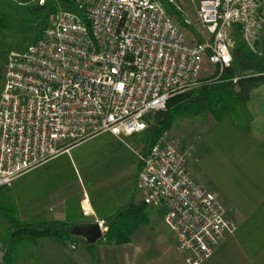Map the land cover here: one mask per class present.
I'll return each mask as SVG.
<instances>
[{
	"label": "built area",
	"instance_id": "built-area-1",
	"mask_svg": "<svg viewBox=\"0 0 264 264\" xmlns=\"http://www.w3.org/2000/svg\"><path fill=\"white\" fill-rule=\"evenodd\" d=\"M72 1L76 9L58 10L0 60V186L95 134L146 129L174 93L197 83L204 61L222 72L237 33L253 47L264 27V0H189L207 35L200 41L187 37L160 0ZM139 158L143 201L162 208L185 262L200 264L235 223L191 175L188 152L166 129ZM95 222L107 229L105 219Z\"/></svg>",
	"mask_w": 264,
	"mask_h": 264
},
{
	"label": "crops",
	"instance_id": "crops-1",
	"mask_svg": "<svg viewBox=\"0 0 264 264\" xmlns=\"http://www.w3.org/2000/svg\"><path fill=\"white\" fill-rule=\"evenodd\" d=\"M246 106L251 118L245 129L226 114L217 120L188 116L192 128L184 122L185 131L172 126L177 147L188 152L191 175L219 197L227 218L235 223L200 264H264V81L250 88ZM76 145L30 171L49 168ZM133 162L123 174L90 173V185L74 169L67 176L61 165L53 164L51 172L41 173L42 205H33L26 221L63 220L73 225L103 218L108 225L124 215L129 205L141 204L148 221L138 222L128 241L107 243L104 232L93 242L77 235L61 242L44 234L32 241L17 236L8 223L7 237L1 235L0 226V264H187L175 246L173 232L164 228L168 226L162 208L147 205L137 190L140 162L138 169L136 157ZM82 205L91 212L86 214ZM6 207L0 204V217L8 222L3 216Z\"/></svg>",
	"mask_w": 264,
	"mask_h": 264
},
{
	"label": "rangeland",
	"instance_id": "rangeland-1",
	"mask_svg": "<svg viewBox=\"0 0 264 264\" xmlns=\"http://www.w3.org/2000/svg\"><path fill=\"white\" fill-rule=\"evenodd\" d=\"M160 1L168 12L173 15L175 22L191 41H200L207 36L189 0H177L182 6L181 9H175L174 5L168 0ZM42 3L53 6L54 11L47 14V9L40 6ZM63 8L74 10L77 8V5L72 0H44L42 2L39 0H0V60L3 61L9 51L26 46L29 41L39 34L50 17ZM185 17L188 21L185 20ZM263 34L264 27L259 30L257 42L253 47L245 44L251 50H254V52L264 54V46L262 44ZM229 66H231L233 76H237V78L241 75L254 72V69L243 67L242 64H239L234 59ZM223 72L224 70L220 72L214 66L204 61L197 83L187 90L195 93L205 82L208 85L218 83L219 78L224 74ZM2 85L3 71L0 69V92ZM226 115L231 117L229 113ZM191 118L213 119L208 111L196 114ZM184 122H189L192 128V120L184 115L175 116L169 127L166 128L170 138L174 142L176 140L174 139L172 126H175L179 131H185ZM149 131L148 129H144L136 132L134 135L123 137L109 132L99 133L81 141L68 153L60 155L52 162H54L53 164H58V166L61 165L64 168V174L67 176L73 174L74 169V173H79L82 177L84 176L86 183L90 185V173H104L107 176L123 174L133 167L134 157H136L138 169L139 154L148 148L147 137L150 133ZM52 165H49V168L46 166L43 169L37 168L25 171L17 176L9 186H1L0 204L11 207L15 206L17 211L16 218L28 221L29 215L27 213L29 209L34 207L33 205L35 204L37 207L42 205L43 183L41 173L51 172ZM0 222L1 235L7 237L10 234L8 222L1 217ZM164 228L171 232L168 227ZM21 238L24 237L21 236Z\"/></svg>",
	"mask_w": 264,
	"mask_h": 264
},
{
	"label": "trees",
	"instance_id": "trees-1",
	"mask_svg": "<svg viewBox=\"0 0 264 264\" xmlns=\"http://www.w3.org/2000/svg\"><path fill=\"white\" fill-rule=\"evenodd\" d=\"M40 6L47 9V14L54 11L51 5L42 3ZM262 44L264 46V34L262 35ZM233 59L242 64L243 67L254 69V72L241 75L233 82L231 79L233 76L231 66H227L218 83L208 85L205 82L195 93L190 90L174 93L167 102V115L164 120L161 123L153 122L146 128L150 130L147 137L148 147L155 143L161 132L169 127L171 121L177 115L192 116L208 111L213 119L217 120L224 114L229 113L239 128L245 129L249 126L251 115L248 112L246 101L249 97L250 88L264 81V54L251 50L242 40L240 34L237 33ZM124 212V215H119L107 225V229L102 236L107 243L128 241L133 227L138 222L148 221L147 212L143 210L141 204L129 205ZM3 216L17 236L29 237L32 241L43 234L61 242L72 240L75 237L71 232L72 224L67 221H22L16 218L15 207L11 206L6 207ZM127 221L130 222L129 225L125 223Z\"/></svg>",
	"mask_w": 264,
	"mask_h": 264
},
{
	"label": "water",
	"instance_id": "water-1",
	"mask_svg": "<svg viewBox=\"0 0 264 264\" xmlns=\"http://www.w3.org/2000/svg\"><path fill=\"white\" fill-rule=\"evenodd\" d=\"M167 115V109H161L154 113L153 121L161 123ZM74 235L82 236L87 241L93 242L102 236V231L96 222L76 223L71 226Z\"/></svg>",
	"mask_w": 264,
	"mask_h": 264
}]
</instances>
